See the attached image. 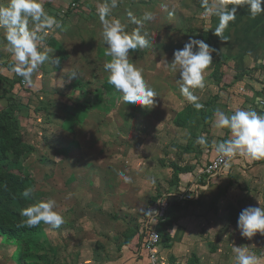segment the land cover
Listing matches in <instances>:
<instances>
[{
	"label": "rangeland",
	"instance_id": "1",
	"mask_svg": "<svg viewBox=\"0 0 264 264\" xmlns=\"http://www.w3.org/2000/svg\"><path fill=\"white\" fill-rule=\"evenodd\" d=\"M161 1L167 2L170 10L174 9L173 16L177 19L179 15L182 16L181 22L179 17L178 21L158 23L159 14L154 9L150 10L153 14L156 13L154 22L148 23L154 29L150 30L149 34L155 35L154 39L147 38L150 49L145 47L129 53L130 62L138 68L151 66L152 70L147 69L144 72L146 77L149 75L152 77L154 81L152 88L157 92L152 107L156 111L152 113L147 111L143 117L147 124L141 122L140 117L135 125H132L126 124V120L128 111L131 108L135 110L134 105L126 104L122 100L109 114H103L99 110L76 111V103L80 102L81 98L77 99V91L72 97L69 96L71 90H68L77 82L83 84L86 81L90 82L86 90L93 91L99 86L100 81L108 77L104 64L110 57L103 56L101 52L106 51V44L97 14V6L104 0L79 2L44 0L46 11L63 24V28L54 33L53 39L63 43L62 47L66 54L61 66L67 73L61 75V83L59 79L49 82L43 72L45 63L41 65L38 72L33 75L34 89L31 88L32 96L28 103L32 112L24 113L17 122L22 143L29 147L27 149L29 152L23 160V168L34 182L31 203L53 197L57 200L58 210L65 218V223L58 229L49 225L44 226L50 245L44 248L39 246L40 252L34 250L32 253L42 264H119L115 261L125 254L129 259V255H133L130 247H124L121 251L119 246L124 241V236H132L133 241L138 236L145 216L142 209L149 210L150 201L158 195L167 196L168 190L170 193L180 192L174 187L175 183L170 189L174 181L170 164L188 165L192 171L191 175L194 176L197 173L193 172L199 170L198 173H202V166L213 157L212 151L209 152V146L201 147L195 140L202 133L207 134L209 139V132L214 127V114L217 111L212 105L218 104L217 101L223 92L228 93V88H225L227 86L222 82L223 77L220 83L214 82L215 86H210L211 73L216 68L218 73L224 75L227 60H223L220 55H212L213 64L204 73V88L195 89L197 92L194 90V94L199 97L198 102L204 107L200 110L195 109L180 92L176 82L178 72H172L167 64L172 61L175 48L182 49L189 37L200 39L196 34L197 30L205 29L203 24H207L208 18L202 15L203 0H156ZM0 2L7 3V0ZM121 2L119 1L118 6L112 9L111 14L126 24L127 30L132 27L134 29L136 25L130 22L128 13L131 12L138 17V8L132 7L128 2L126 3L129 6L123 3L121 6ZM46 4H50V7L47 8ZM196 5L200 9L199 12H195ZM139 8L140 11L143 10ZM197 14L199 17H194ZM171 19L174 20V17ZM145 24L147 25V22ZM164 24L167 27H164ZM164 28L167 33L163 32ZM165 34L166 39L162 38ZM169 36H174V39L171 40ZM162 41L176 44L168 47L164 46ZM6 43L3 30L0 29V76L7 79L6 68L8 64L13 63V58L7 50ZM174 45L177 46L173 47ZM50 49L53 52L49 53L50 57L51 55L56 57L57 53L53 48ZM143 52L149 54L143 55ZM73 71L78 75L69 81L67 76ZM46 85L63 91L53 93V89L51 92L47 88L43 90V86ZM177 93L182 96V100L174 102L172 98L179 96ZM248 104L249 99L242 102L241 109H249L246 107ZM218 110L222 111L221 107ZM66 111L74 114L66 117ZM153 115H156V118ZM178 118L184 120L185 124L178 125L176 123ZM110 129H113L115 134H121L117 136V140L113 136L109 141L110 135L106 134ZM121 130L125 132L120 133ZM160 131H164L161 136ZM159 152L161 155L158 156ZM235 166L232 169H237L238 174L233 180V185L225 187L227 183H224V189H212L211 195L215 196L213 201L218 203L223 194L226 196L231 192L228 204H235L238 208L243 206V209L248 206H264V167L258 170L259 172L253 171L252 176L243 165ZM118 172H124L133 182L125 183L118 176ZM233 174L235 173L231 175ZM219 175L207 180L209 188L219 183ZM111 179L115 182L114 187L109 186ZM152 180L155 183H152ZM198 184L203 186L205 183L201 184L200 180ZM239 195L242 198L237 204ZM170 198L172 203L177 201L173 197ZM125 214H130L128 216L132 221L127 222ZM257 234L260 241L257 239L256 245L253 238L242 237L237 246L248 248L257 257L261 255L263 258L261 264H264V236ZM5 246L0 238V264H17V261L15 262L17 247ZM232 249L231 254L234 256ZM139 256V254L136 256L137 260ZM159 259L158 256L157 260ZM124 261L125 259L120 262L124 264Z\"/></svg>",
	"mask_w": 264,
	"mask_h": 264
},
{
	"label": "clouds",
	"instance_id": "2",
	"mask_svg": "<svg viewBox=\"0 0 264 264\" xmlns=\"http://www.w3.org/2000/svg\"><path fill=\"white\" fill-rule=\"evenodd\" d=\"M119 0H104L98 4L97 14L102 25V37L106 44L105 55L110 57L104 64V70L108 73V83L119 93L126 104L151 109L155 104L157 93L149 86L142 73V69L130 62L129 53L148 46V33L143 30L145 21L154 19L151 11H145L141 18H137L131 12L128 13L130 22L136 27L129 32L127 25L119 18L112 16V9L118 6ZM248 8L251 18L264 14V0H243ZM203 16H216L219 23L214 30V35L223 39V33L230 22L235 21L237 7H229L224 0H203ZM161 10L169 17L174 15V9L170 10L167 4L161 5ZM63 24L55 16L50 15L44 7V0H7L0 2V29L3 30L4 40L7 42V50L13 58L12 71L23 78L25 84L33 83V75L38 72L46 61L59 64V58L53 60V53L46 46L49 34L57 29H62ZM217 49L211 47L202 39L189 37L182 49L173 53V59L167 64L172 72H178L177 84L185 99L200 110L204 105L199 97L194 94L195 89L204 88L205 70L213 64L212 53ZM73 71L68 80L77 77ZM260 103V98H257ZM151 106V107H150ZM214 127L227 129L231 138L221 142L213 141V147L220 160L225 165L236 156L261 160L264 159V114L253 109H236L231 115L217 110L214 114ZM195 143L207 148L209 141L206 134L197 136ZM118 176L125 183H132V178L124 172H118ZM155 183L154 180L151 181ZM33 190L25 189L24 198H31ZM71 196V193L68 194ZM260 205V204H259ZM144 215L152 217L156 213L142 209ZM23 218L21 227H36L41 223L54 229L60 228L65 223V218L58 210L57 200L53 197L40 199L20 210ZM237 228L240 235L251 239L257 233L264 236V206H248L244 208L238 217ZM153 238L156 235L153 234ZM233 264H260V258L242 246H233Z\"/></svg>",
	"mask_w": 264,
	"mask_h": 264
},
{
	"label": "crops",
	"instance_id": "3",
	"mask_svg": "<svg viewBox=\"0 0 264 264\" xmlns=\"http://www.w3.org/2000/svg\"><path fill=\"white\" fill-rule=\"evenodd\" d=\"M119 1H122L120 3L121 6L123 3V5H131L132 7L135 6L138 8L139 16L137 18H141L145 11L154 9L156 13L159 14L158 23L178 21L179 17L181 22V15H179L177 19L176 16L169 17L166 12L161 11V5L167 4V2H156V0ZM126 2H128L129 5ZM224 3L229 7L236 6L237 15L235 21L230 22L228 27L225 29L223 33V39L214 35V30L219 23V18L216 16H209L207 18V24H203L205 29L197 30L196 33L199 38L204 40L211 47L217 49V52L212 53V55L217 54L220 55L223 60H227V66L224 67L225 72L222 82L227 86L225 88H228L227 92L229 94L226 93V91L223 92L217 101L218 104L216 103L213 108L218 110V108L221 107L223 112L231 115L236 109H241L242 102H245L249 99L250 104H248L246 107L256 110L258 113L264 114V109L260 106V103H257V98H260V101L264 99L261 93L260 85V72L264 71V14L258 15L254 19L251 18L247 6L243 4V0H224ZM139 7H141L143 10L140 11ZM199 11L200 9H198V6L196 5L195 12ZM172 17H174V20L171 19ZM194 17L198 18L199 15L197 14ZM202 19L204 18L202 17ZM202 19L200 18V20ZM145 22H147V25ZM145 22L143 25V30L148 33L147 38L154 39L155 35L149 34L150 30L154 29L148 25L149 22H154V20ZM163 26L167 27L165 24ZM132 30L133 27L128 31L131 32ZM163 32L167 33L165 28ZM175 34L177 33L175 32ZM169 37L171 40L174 39V36ZM162 38L166 39V34L165 37L162 36ZM162 44L164 46L171 47V45L176 43H167L162 41ZM175 46L177 45H174L173 47ZM149 47L150 46L148 45L146 49H150ZM175 50H177V48H175ZM143 54L146 55L149 54V52H143ZM150 67V65H147L146 68H142V73L145 81L148 82V85L152 87V84L154 83L152 77L150 75L146 77L144 72L147 69L150 70ZM6 72L8 73V78L13 75L7 70V68ZM64 72H66V70L63 66H60L61 74L59 73L60 75L57 77L54 76L53 78L49 79V82L57 81L59 79L58 81L61 83L62 77L60 76L63 75ZM165 81L166 80H164V82ZM209 81H211V79ZM210 86H215L214 80L210 82ZM31 88L32 90L34 89L33 87ZM177 95L179 96H174L172 101L179 102L182 100V96L178 93ZM3 105L4 102L0 100V110L4 108ZM154 111H156V109H154ZM155 116L156 115H154V117ZM163 132L160 131L159 135L161 136ZM229 138H231V133L229 130H220L216 129L215 127L211 129L209 132L208 149L209 152L212 151V159H215L218 156L214 150L213 141L218 143ZM159 155H161L160 152L158 156ZM254 161L255 163L253 165L252 163ZM235 165H243L245 169L248 170L249 174L252 175L253 171L257 170V172H259L260 169H263L264 159L252 160L240 156L232 158L229 161L227 170L219 175V183L222 182V184L219 185V183H215V186H212L213 188H209L210 185L206 179L201 178L200 174L198 173L200 172L199 170L197 172H193V174L197 173L194 174V176L191 175V173L183 175L184 177L182 179L184 180L183 182L181 181L179 183V185H181L180 187H185L187 186V182H192L190 188H193V190L188 191V189H190L188 188L184 192L177 191L170 194H194V192H197L196 195H198V197L195 201L191 200L192 202L189 201L186 203L187 201H183L181 203V207L178 209H169L168 216L165 221L162 222L163 226L161 225L163 236L157 250V259L158 256L160 258L157 260V264H233L234 256L231 254V249L233 246H237L239 240L242 239V236H240L239 230L237 228V220L240 212L243 210V206L242 208H238V206L235 204H228L230 202H227V200L229 199L231 192L226 196L223 194L224 197L222 196L218 203L213 201L215 196L211 195V193H213L212 189H224V183H227L225 187H230L233 185V180L238 174L237 169H232V167ZM179 166L182 168L185 166L186 168L190 167H188V165L181 164H179ZM232 173H235L233 174L234 176L231 175ZM252 176H249V178ZM200 180L201 184L203 182L205 183L203 186H199L200 184L198 183H200ZM218 194L219 193H217V195ZM238 197L239 199L237 204L242 198L241 195ZM232 215L238 217H234L235 220H233L234 218H232ZM159 221L160 220H156L154 222L152 219L146 222L149 227L152 226L156 228V226L159 224ZM243 239L246 238L243 237ZM253 239V243L256 245L257 239L260 241V236L256 234L255 238L253 237ZM138 242V237H136L130 244L129 247L133 251L131 252L133 255H129V259L125 254L121 256L122 258H120L118 261H115V263L119 262V264H122L120 261L125 259L123 262L124 264H150L147 253L142 249V247H138ZM138 254L140 255L139 260L136 259ZM259 258L261 264L263 258L261 255H259Z\"/></svg>",
	"mask_w": 264,
	"mask_h": 264
},
{
	"label": "trees",
	"instance_id": "4",
	"mask_svg": "<svg viewBox=\"0 0 264 264\" xmlns=\"http://www.w3.org/2000/svg\"><path fill=\"white\" fill-rule=\"evenodd\" d=\"M80 0H73V2H79ZM54 2V1H53ZM47 8L50 7V4ZM50 15H52L49 12ZM59 14V13H58ZM58 30V29H57ZM57 30L51 32L46 40V45L49 48H53L55 53H57L56 57H52L53 60L59 58L60 63L53 64L49 61L45 62V65L43 66L44 74L48 79L53 78L54 76L57 77L60 75V66L62 63V60H64L65 57V49H63V43L59 41H55L53 39V35ZM201 39V38H200ZM102 55H105L104 51H101ZM143 54V53H142ZM64 55V56H63ZM144 55V54H143ZM109 60V59H108ZM11 63V62H10ZM13 64V63H12ZM12 64L7 65V69L9 72H11L13 75L9 78H2L0 77V100L4 102V108L0 110V238L1 241L4 243V246H10V247H17V251L15 252V262L17 261V264H42L41 261L38 260V258L34 257V254H32L35 251H39V246L47 247V245H50V242L48 241V236L46 235L44 226L45 224L41 223L40 225L32 228L28 227H21V221L23 218L19 215L20 210L27 205H29L33 201L34 191L32 192L31 198H24L22 196V193L25 189L31 188L34 189V182L30 179L29 176L26 175V171L23 168V160L24 157L28 154L29 147H25L23 145V141L21 140V136L19 135L20 127L18 125V119L20 117H23L24 113H30L32 110H30V106L28 103L29 100H31V85L25 84L23 85V78L18 76L15 72L12 71ZM256 71V70H254ZM264 71L261 72V74ZM60 73V74H59ZM62 77V76H61ZM212 80L214 82L220 83L222 81L223 74L218 73L216 68L211 73ZM216 79V81H215ZM90 82L86 81L85 84L81 82H77L75 86H73L71 89V93L69 94L70 97L75 94L77 91L78 97L77 99L81 98L80 102L76 103V111L77 109H80L78 111H93V110H99L103 114H109L113 109H116L119 103L122 101V94L119 93L111 84L108 83V77L104 80L99 82V86H97L93 91H87L86 86L89 85ZM48 85V84H47ZM43 86V90L46 88L51 89L53 93L55 92H61L63 90H59L56 88H50V86L47 87ZM224 87V86H223ZM157 93V92H156ZM30 96H29V95ZM70 107V106H69ZM151 107V106H150ZM213 107V105H212ZM128 108V107H127ZM134 108H131L128 112V117L126 120V124H132L135 125V122L138 118H142L141 122L146 123L144 121L143 117L147 114V111H150L151 113L154 112V109H146L141 108L140 106H136L135 110ZM34 113V112H33ZM71 114L68 111H66V117H70ZM154 116V115H153ZM182 116V115H181ZM71 123V122H70ZM176 123L178 125H184L185 121L181 119H177ZM149 124V123H148ZM70 130V128H69ZM113 129H110L106 135H110L109 141L112 140V137L114 136L115 140H117V136L121 134H115V132L112 131ZM149 131V130H148ZM125 132L124 130H121L120 133ZM129 132V131H128ZM105 135V136H106ZM207 135V134H206ZM114 140V141H115ZM105 142H108L105 140ZM64 149V148H62ZM213 159L207 160L205 162V165L202 166V169L204 170V167L211 163ZM255 161L252 163L254 165ZM251 164V165H252ZM171 171L173 172V183L170 186L173 188V184L175 183L176 189H179V191H186L188 188H190V185L192 182H187V186L180 187L179 183L184 179H182L186 174L192 173V171L189 168L186 167H180L177 166L174 163L170 164ZM227 170L224 169L221 174ZM103 172V171H102ZM101 172V173H102ZM201 174V173H199ZM201 178H204L203 176ZM115 182L113 179L109 182V186L114 187ZM178 187V188H177ZM182 188V190H180ZM192 191L193 188L188 189V191ZM169 191V190H168ZM166 192L169 194L170 192ZM184 194V193H182ZM163 196L158 195L154 197L150 201V206H153L158 198H161ZM183 201L174 202L172 203L170 209L175 208L178 209L181 207V203ZM113 211H116L113 209ZM169 212V211H168ZM165 216L164 219L159 221L158 226L156 228L150 226V228L155 229L162 240V222L165 221V219L168 216ZM115 214V213H114ZM113 216H116L114 215ZM127 215V216H126ZM130 214H125L124 218L127 220V222L132 221ZM112 216V215H111ZM235 216L232 215V218ZM236 216L235 218H237ZM235 218L233 220H235ZM130 219V220H129ZM151 218L148 216H144L143 221L141 222L140 230L138 231V247H142L143 249V241L146 237V231L149 227L147 222ZM147 221V222H146ZM134 224V221L132 222ZM162 225V226H161ZM132 231V230H131ZM133 232V231H132ZM124 241L119 246V250H122L124 247L130 246V244L133 241V237L130 236H124ZM161 243V242H160ZM5 246V247H6ZM144 250V249H143Z\"/></svg>",
	"mask_w": 264,
	"mask_h": 264
},
{
	"label": "built area",
	"instance_id": "5",
	"mask_svg": "<svg viewBox=\"0 0 264 264\" xmlns=\"http://www.w3.org/2000/svg\"><path fill=\"white\" fill-rule=\"evenodd\" d=\"M23 85H25L24 82H23ZM260 85H261V93H262V96L264 97V72L260 76ZM260 106L264 109V99L260 101ZM219 160H220L219 156L213 159L210 164L204 167V170L200 174V176L201 177L203 176L206 179V181L208 179H212L218 176L224 169L228 167V164H229V161L225 165V163L223 162H218ZM196 193L197 192H194V194L192 193L171 194L172 196L168 194L167 196L161 197L157 201L156 204H154L153 206H151V208H149V210L156 213L150 218L155 219V220H162L165 218L172 204V200L170 197H173L177 201H183V200L184 201H191V200L195 201L197 200V197H198ZM153 234L156 235L155 239L153 238ZM160 242H161V238H160L159 233L155 229L148 227L146 231V237L143 241V249L148 255V260L150 264H157V250H158V246Z\"/></svg>",
	"mask_w": 264,
	"mask_h": 264
}]
</instances>
